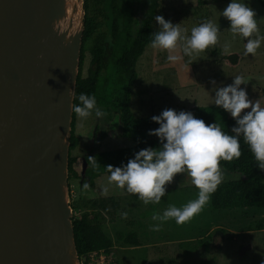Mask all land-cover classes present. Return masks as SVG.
I'll return each instance as SVG.
<instances>
[{"label": "rangeland", "instance_id": "obj_1", "mask_svg": "<svg viewBox=\"0 0 264 264\" xmlns=\"http://www.w3.org/2000/svg\"><path fill=\"white\" fill-rule=\"evenodd\" d=\"M134 30L149 14L154 16L155 29L160 26L155 20L162 15L166 20L180 23V27L190 34L192 27L211 21L219 29V40L189 58L178 48L174 54L181 56L175 62L167 60V50L153 48L151 42L137 64V80L132 91L131 110L135 116L161 113L171 108L176 111L195 105H214V91L211 80L217 85L233 82L240 75L247 82L248 97L253 103L263 105L264 89V41L255 55H245L246 38L234 35L230 22L222 16V10L230 0H132ZM264 1V0H263ZM256 12L258 27L264 35V4L261 0H244ZM237 52L239 63L231 66L226 62V54ZM90 62L88 54L83 68L87 76ZM103 118L93 116L87 119L75 117V130L80 134L79 145L72 150L73 155L87 159L100 151L134 145L130 138L105 135L110 112ZM221 167V166H220ZM224 179L242 177L221 167ZM110 174H102L91 185L88 177L70 178V203L74 217L90 207L89 200L97 197L114 196L120 206L117 212H108L102 221L103 229L112 239L113 246L104 250V264H264V227L258 222L263 218L261 208L213 209L211 198L203 210L183 224L174 219L164 222L159 231L150 226L155 221L153 215L162 214L171 205L183 207L195 200L198 189L185 174H177L166 186V194L159 203L145 205L137 194L118 188L109 180ZM87 184V188H85ZM127 212V218L122 213ZM135 233L139 245L132 246L124 241V236ZM244 249V250H243ZM100 253L93 258L88 254L81 258V264H98Z\"/></svg>", "mask_w": 264, "mask_h": 264}, {"label": "water", "instance_id": "obj_2", "mask_svg": "<svg viewBox=\"0 0 264 264\" xmlns=\"http://www.w3.org/2000/svg\"><path fill=\"white\" fill-rule=\"evenodd\" d=\"M84 2L0 0V264H81L69 157Z\"/></svg>", "mask_w": 264, "mask_h": 264}, {"label": "clouds", "instance_id": "obj_3", "mask_svg": "<svg viewBox=\"0 0 264 264\" xmlns=\"http://www.w3.org/2000/svg\"><path fill=\"white\" fill-rule=\"evenodd\" d=\"M222 16L230 22L234 35L246 38L245 55H255L264 35H261L254 9L244 0H230L222 10ZM155 20L160 29L152 34L151 46L167 50L170 62L181 58L174 54L178 48L183 56L191 58L218 43L220 29L211 21L192 27L190 34H186L180 23L174 24L162 15H156ZM210 83L214 104L235 120L230 132L224 131L217 122L206 124L192 112L167 108L151 117L159 127L150 129L148 135L159 138L158 147L135 152L133 158L119 167L106 166L109 180L118 188L137 194L145 205L159 203L166 194V186L177 174L191 178V183L198 189L197 198L183 207L171 205L162 214L153 215L152 220L156 223L150 226L152 231H159L169 219L183 224L203 210L223 182L220 161L240 158L241 139L253 154L256 167L264 171V107L249 99L246 88L241 87L247 82L240 75L233 77L231 84L217 85L215 80ZM67 92L71 98L74 96L73 89H67ZM75 98L79 103L71 105V110L78 118L87 119L93 115L103 118L106 115L94 95L81 92ZM84 187L87 188V184ZM121 215L127 218V212Z\"/></svg>", "mask_w": 264, "mask_h": 264}, {"label": "trees", "instance_id": "obj_4", "mask_svg": "<svg viewBox=\"0 0 264 264\" xmlns=\"http://www.w3.org/2000/svg\"><path fill=\"white\" fill-rule=\"evenodd\" d=\"M205 4L206 0H198ZM264 4V1L261 0ZM132 0H85V30L81 50L80 72L77 79L75 97L81 92L94 95L98 106L110 112L109 123L104 134L130 138L134 145L100 151L94 154V159L73 155L80 142V134L75 130L73 114L72 134L69 157V179L88 177L91 185L102 174H110L107 165L121 166L126 164L134 153L147 148L158 147L159 138L148 135L150 129H156L159 124L151 120L158 114L135 116L131 110L132 91L137 80V64L152 41L155 29L153 14L147 15L134 30L138 21L134 18ZM90 55L87 76H83L86 58ZM231 66L239 63L237 52H230L225 56ZM79 101L75 98L74 104ZM264 107V89L263 105ZM181 111V110H180ZM183 111H189L206 124L217 122L222 129L230 132L235 124L234 118L214 105H195ZM247 111V110H246ZM241 156L232 161H220V166L227 171L241 174L242 177L223 181L211 195L213 209H234L257 207L264 211V171L256 167V161L248 145L241 139ZM87 211L76 215L74 231L77 248L81 258L92 251L107 250L113 246L112 239L103 229L102 221L108 212H117L119 202L114 196L97 197L89 200ZM75 208V207H74ZM259 229L264 227V216L258 222ZM124 241L132 246L139 245L135 233L125 235Z\"/></svg>", "mask_w": 264, "mask_h": 264}, {"label": "built area", "instance_id": "obj_5", "mask_svg": "<svg viewBox=\"0 0 264 264\" xmlns=\"http://www.w3.org/2000/svg\"><path fill=\"white\" fill-rule=\"evenodd\" d=\"M97 253H100V261H98V264H104V256H103L104 249L92 251L89 253V255L91 256V258H93Z\"/></svg>", "mask_w": 264, "mask_h": 264}]
</instances>
